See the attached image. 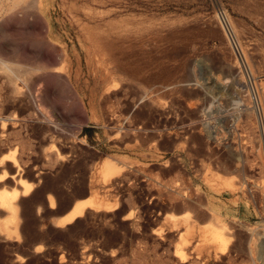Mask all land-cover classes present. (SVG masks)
Segmentation results:
<instances>
[{
    "label": "rangeland",
    "instance_id": "obj_1",
    "mask_svg": "<svg viewBox=\"0 0 264 264\" xmlns=\"http://www.w3.org/2000/svg\"><path fill=\"white\" fill-rule=\"evenodd\" d=\"M171 108L173 181L106 157ZM260 120L264 0H0V264H264ZM205 143L242 151V220L203 211ZM93 194L116 207L57 224Z\"/></svg>",
    "mask_w": 264,
    "mask_h": 264
},
{
    "label": "crops",
    "instance_id": "obj_2",
    "mask_svg": "<svg viewBox=\"0 0 264 264\" xmlns=\"http://www.w3.org/2000/svg\"><path fill=\"white\" fill-rule=\"evenodd\" d=\"M175 114L173 108L168 110L166 114L163 111H155L148 124H144L142 127H135L134 125V127L129 128V133L123 137L121 151L115 150L112 153L114 154L113 157H106L115 159L121 164L130 165L131 163L142 162L150 166L154 165V172L160 177V180L173 181L176 175V167L173 165L177 163L175 151L177 140L174 131L176 124L173 119L176 117ZM242 129L240 128L238 132L243 133ZM133 131L138 132V135L133 134ZM237 139L242 140V137L237 135ZM205 149L206 143L204 144L203 158L211 167L209 173L211 178L210 182L208 181L209 183H207L208 185L203 184L201 187L205 199L203 211L205 213H219L228 219L242 220L245 206V190L247 192L251 185L247 180L251 171L249 170L250 168L244 166L242 151L237 149L234 144L228 148L225 147V150L215 151L212 149L207 152ZM255 150H258L257 142ZM164 156L169 162H165ZM258 171V168L255 167V176H258ZM214 177H218L215 181L216 184L214 183ZM244 184L245 188L243 187ZM89 199H95L104 205L116 203V201H105L98 195L93 194L88 198L76 201L73 206L79 201ZM73 206L62 216L66 215Z\"/></svg>",
    "mask_w": 264,
    "mask_h": 264
},
{
    "label": "bare ground",
    "instance_id": "obj_3",
    "mask_svg": "<svg viewBox=\"0 0 264 264\" xmlns=\"http://www.w3.org/2000/svg\"><path fill=\"white\" fill-rule=\"evenodd\" d=\"M225 12V11H224ZM225 15H226V22L227 24L229 25V27L231 28V31L232 33L234 34L235 36V39H236V43L240 49V52L242 53L243 56H245L244 54V50H243V47L241 46L237 36H236V32H235V29L230 21V18L228 17V14L225 12ZM242 56V57H243ZM243 60H244V57H243ZM245 61H246V58H245ZM247 62V61H246ZM248 66V65H247ZM9 67V66H8ZM249 67V66H248ZM10 68V67H9ZM251 72V71H248V68H247V74ZM252 73V72H251ZM15 74V73H14ZM16 75V74H15ZM251 75V74H250ZM17 76V75H16ZM256 89V88H255ZM257 90V89H256ZM143 98V97H142ZM13 159V164H15L14 162H16L14 160V155H10L9 157H2L1 159V163L4 161V160H12ZM117 167L114 166V165H111V164H106L105 165V170H106V174H113L117 171ZM6 176V171L4 170L3 172V175L0 176V180L3 179L4 177ZM7 177V176H6ZM3 181V180H2ZM21 184L24 185L23 187V190L21 191V194H27L29 193V190L31 189V186H28L26 184V181L20 179L19 180ZM19 195V192L15 193L14 197L13 198H17ZM8 197H5V196H2L0 194V201L3 202V204L7 201ZM54 204L55 202L54 201H51L50 202V207H54ZM102 205L104 206V204L102 202H98L97 200L95 199H89V200H82V201H79L77 202L73 208L64 216L60 217L57 219V224L58 225H63L67 222H70L71 220H73L74 217L80 215L83 213L84 209L86 207H92V208H96V207H102ZM117 205V203L113 204V205H106V210H110V209H113L115 208ZM131 213H129L128 215H130ZM5 228V227H4ZM8 228V227H7Z\"/></svg>",
    "mask_w": 264,
    "mask_h": 264
},
{
    "label": "built area",
    "instance_id": "obj_4",
    "mask_svg": "<svg viewBox=\"0 0 264 264\" xmlns=\"http://www.w3.org/2000/svg\"><path fill=\"white\" fill-rule=\"evenodd\" d=\"M218 15H219V21H220V23H221V20L223 21L222 23H221V25H223V23H224V25L222 26L223 28H225V33H226V35H227V37H228V39L233 43V46H234V48H233V50H234V52H235V54H236V57L238 58V62H239V65L241 66V69H243L246 73H247V65H246V62L243 60V57H242V53L240 52V49H239V47H238V45H237V43H236V39H235V36H234V34L232 33V31H231V28L229 27V25L227 24V22H226V15H225V12H224V10H220V12L218 13ZM221 19V20H220ZM248 75V74H247ZM255 97V96H254ZM260 118V117H259ZM262 122H261V120H260V131H259V133H260V136H262L263 137V139H264V128L263 127H261L262 126V124H261ZM262 226H263V229H262V231H263V242H264V215H263V217H262Z\"/></svg>",
    "mask_w": 264,
    "mask_h": 264
}]
</instances>
